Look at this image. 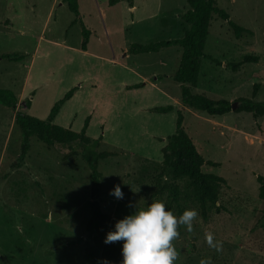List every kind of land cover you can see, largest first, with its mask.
Masks as SVG:
<instances>
[{
  "label": "rangeland",
  "instance_id": "obj_1",
  "mask_svg": "<svg viewBox=\"0 0 264 264\" xmlns=\"http://www.w3.org/2000/svg\"><path fill=\"white\" fill-rule=\"evenodd\" d=\"M238 25L254 35L237 38L226 21L214 15L194 95L232 103L241 98L264 102V0H216ZM144 0H137L138 6ZM150 10H162L167 20L146 26L140 11L131 23V10L109 0H78L82 20L91 32L88 52H82V28L66 0H0V55L26 54L23 61L0 58V88L18 97L15 109L0 106V264H100L102 255L88 232L91 218L90 169L81 157L63 159L66 150L49 149L31 138V149L20 160L23 135L16 125L18 112L46 120L54 104L79 86L56 124L80 132L88 117L87 135L102 138L98 152L113 156L99 163L104 181L99 201L115 224L146 207L156 197V179L162 148L175 132L176 113L150 112L151 107L183 108L181 85L174 81L183 49L179 46L145 54L129 53L133 44L181 39L189 28L183 20L188 0H151ZM155 22V23H154ZM160 24V25H159ZM129 54L127 57L125 55ZM247 55L260 58L234 72L228 64ZM166 61L167 66L162 62ZM136 71L137 75L130 72ZM158 76V82L155 78ZM146 78L145 82L139 80ZM141 84L127 90V86ZM157 83L165 95L144 88ZM259 85L254 98V86ZM232 110L224 116L184 108V127L206 162L204 172L221 176L218 206L207 221L186 182H180L186 209L199 216L194 230L181 226L174 241L175 264H264V201L259 198L258 176H264V116ZM119 184L123 199L110 193ZM135 191V192H134ZM223 242V251L210 248L205 232ZM123 248V241L116 242ZM122 264V263H119Z\"/></svg>",
  "mask_w": 264,
  "mask_h": 264
},
{
  "label": "trees",
  "instance_id": "obj_2",
  "mask_svg": "<svg viewBox=\"0 0 264 264\" xmlns=\"http://www.w3.org/2000/svg\"><path fill=\"white\" fill-rule=\"evenodd\" d=\"M126 2L129 7L134 6V0H109L110 6ZM69 9L76 15V22L82 28L83 42L82 51H86L91 32L82 20L78 0H66ZM189 8L182 16V20L189 25L181 39L162 41L146 45L133 44L129 53L145 54L158 52L161 49L179 46L183 49L180 66L173 76L175 82L182 88L181 103L183 108L173 105L157 106L150 109L152 113L167 114L176 113L175 132L166 139V145L162 148L163 160L156 179V197L166 196V208L173 211L179 217L186 210L183 204L184 192L180 182H186L187 189L192 192V198L199 205L202 217L207 221L213 211L220 213L222 206H218L219 196L223 186H227V180L221 176L204 172L205 165L217 167L219 164L206 162L199 152L193 138L187 133L184 123L186 119L185 107L190 110L207 113L211 117L224 116L232 111V103L225 100H212L206 95L192 94L190 87H197L201 70L202 59L206 58L220 64L219 60L213 59L205 54V46L209 35L210 25L214 15L226 21L239 39L243 35H254L233 20L227 11L219 8L216 0H188ZM0 58L19 62L26 58V54H4ZM260 58L247 55L243 61L228 64L234 72L239 70L245 63H257ZM189 85L190 87H188ZM141 84L127 86V90L140 88ZM79 86L71 88L58 100L46 120L18 112L15 117L16 125L20 128L23 141L21 145L20 160H25L31 149V138H36L44 143L49 149L62 148L66 150L63 159L70 157H81L90 169L91 182V218L88 222V232L94 240L97 249L90 254L89 258L102 255L104 261L100 264H119L123 261L122 248L116 242L106 244L104 234L105 225L110 217L102 210L99 198L101 186L104 181L103 175L99 172L101 160L113 156L112 153L98 152L102 138L93 140L87 135L90 117L87 118L85 127L80 132L73 131L55 124V119L61 112L64 105L70 101L79 90ZM259 85L254 86L253 97L257 96ZM239 107L236 112L251 113L254 118L264 116V102H256L253 99L241 98L237 101ZM18 104V97L12 90L0 88V106L15 109ZM166 178V179H165ZM260 184L259 198L264 201V176H258Z\"/></svg>",
  "mask_w": 264,
  "mask_h": 264
},
{
  "label": "clouds",
  "instance_id": "obj_3",
  "mask_svg": "<svg viewBox=\"0 0 264 264\" xmlns=\"http://www.w3.org/2000/svg\"><path fill=\"white\" fill-rule=\"evenodd\" d=\"M110 194L117 199L124 198L119 184ZM130 206H134L136 211L119 220L115 230L108 232L104 242L123 241L122 264H175L179 253L174 241L180 237L179 229L184 226L188 232H192L199 216L198 211L186 209L177 217L166 208L163 201L155 199L146 207H140L139 203ZM204 236L210 248L217 252L223 251V242L216 240L212 232H205ZM199 264H212V260L201 259Z\"/></svg>",
  "mask_w": 264,
  "mask_h": 264
},
{
  "label": "crops",
  "instance_id": "obj_4",
  "mask_svg": "<svg viewBox=\"0 0 264 264\" xmlns=\"http://www.w3.org/2000/svg\"><path fill=\"white\" fill-rule=\"evenodd\" d=\"M101 1H107V0H101ZM119 4H122V5H124V7H129V5L126 3V2H121V3H119ZM118 4V5H119ZM151 4H152V2H151V0H144V2L141 4V6H138V3H137V0H134V6L131 8V7H129L128 8V10H131V12H132V16H131V23H134V22H136V15L138 14V11H140V15H141V17L142 18H144V22L146 23V26H148V25H151L152 24V20H156L155 22H157V23H162L164 20H167V18L165 17V14H163V11L162 10H158V9H161V8H158V9H155V10H150V6H151ZM116 6V5H115ZM79 10H80V8H79ZM182 19H181V17L180 16H178L177 18H176V21L178 22V25H180V21H181ZM84 22V21H83ZM154 22V23H155ZM160 25V24H159ZM87 27V26H86ZM90 37H91V35H90ZM89 44H90V40H89ZM89 44H88V47H89ZM87 47V50L86 51H82V52H88V50H89V48ZM129 54H127L126 53V55H125V57H127ZM162 65L163 66H167L168 64L166 63V61H163L162 62ZM130 72L131 73H133V74H135V75H137V73H136V71H133V70H130ZM138 76V75H137ZM145 79L146 78H140L139 80H142L143 82H145ZM155 81L156 82H158V76L155 78ZM137 84V83H136ZM139 84V83H138ZM133 85H135V84H133ZM144 88L141 90V91H147L148 89H152L153 91L155 90V91H157L160 95H163V96H166L165 95V92H164V90L163 89H161L159 86H158V84L157 83H151V85L149 86L148 85V83H144ZM138 90V89H137ZM78 92V91H77ZM77 94V93H76ZM75 94V95H76ZM75 95H74V97H75ZM73 97V98H74ZM72 98V99H73ZM72 99L70 100V101H72ZM70 101H68V102H70ZM67 102V103H68ZM178 104L177 105H179V104H181V102H177ZM66 105V104H65ZM64 105V106H65ZM64 108V107H63ZM63 108H62V110H63ZM151 108H154V107H151ZM151 108H149V109H151ZM62 110H61V112H62ZM60 112V113H61ZM59 113V114H60ZM59 114H58V116H59ZM57 116V117H58ZM57 117H56V119H57ZM56 119H55V121H56ZM55 124H56V122H55ZM58 125V124H57ZM60 126V125H59Z\"/></svg>",
  "mask_w": 264,
  "mask_h": 264
},
{
  "label": "water",
  "instance_id": "obj_5",
  "mask_svg": "<svg viewBox=\"0 0 264 264\" xmlns=\"http://www.w3.org/2000/svg\"><path fill=\"white\" fill-rule=\"evenodd\" d=\"M237 106H238V102L233 103L232 110H235L237 108Z\"/></svg>",
  "mask_w": 264,
  "mask_h": 264
}]
</instances>
